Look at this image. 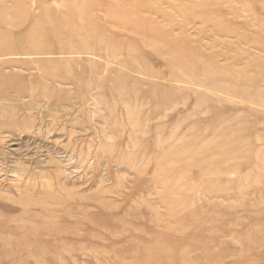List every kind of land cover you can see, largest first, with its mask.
<instances>
[{
    "label": "rangeland",
    "instance_id": "1",
    "mask_svg": "<svg viewBox=\"0 0 264 264\" xmlns=\"http://www.w3.org/2000/svg\"><path fill=\"white\" fill-rule=\"evenodd\" d=\"M2 114L0 264H264V0H0Z\"/></svg>",
    "mask_w": 264,
    "mask_h": 264
},
{
    "label": "bare ground",
    "instance_id": "2",
    "mask_svg": "<svg viewBox=\"0 0 264 264\" xmlns=\"http://www.w3.org/2000/svg\"><path fill=\"white\" fill-rule=\"evenodd\" d=\"M69 37L70 36L63 37L62 40H64L66 42L69 39ZM42 43H43L42 40L38 41V42H32L31 50L26 51L23 55H45L47 53H50V50L48 49L49 50L48 51L42 45ZM129 56H130V58H136L134 56V54H130ZM16 61L19 63H22V65L25 62V61H22L21 59H16ZM30 61L36 63L35 65L40 70V73L44 74V72H46V71H44V68H46V67H44L43 64L41 66V63H37V62H40L39 60L31 59ZM47 61H49V60H47ZM125 62L128 63L127 61H125ZM3 65H5V64H3ZM1 67H2V65H1ZM100 84H101V82H100ZM97 86H98V84H97ZM27 88H29V90ZM35 89L38 90L39 87H38V89H37V87ZM19 90L21 93H27L26 96L31 97V101L29 100L23 106L29 107V108H33V107L35 108V106L37 105L36 97H38V96H37V92L34 91V88L31 87L30 83H27V85L22 84V86ZM48 101H50V100H48ZM20 123H22V120L15 118L13 115H10V116L7 115L6 116V114H2V119L0 120V128L13 129L16 127V125H18ZM49 187L52 188V185L51 184L46 185V188H49ZM67 197H69V196H67ZM80 197L83 198V196H80ZM0 198H1V196H0ZM50 198L52 201L51 203H54L55 205H59V204H61L60 202H63L65 199H67V198L64 199L62 196L55 195L54 190H52L50 192ZM81 198H79V199H81ZM21 199H22V197L19 198L20 201H21ZM49 201L50 200H48V202ZM40 202H42V201H37V199H36L33 202H29V201L25 202V203L21 202V204L26 205V203H27L26 208H30L31 206H29V204L36 203V204L42 205V203H40ZM43 205H48V204H43ZM63 210L66 212L70 211V209L67 206H65V208H63ZM29 212L30 211H25L22 215L18 216V218L20 219V222H19L20 230H19V232L17 230L18 234H17L16 238L13 237V239L12 238L8 239L6 237L0 236V254L1 255L11 257V256H16V255H22V253L25 252V253H27V256L33 255V254H38V256H49V255L53 254L54 248L62 243L59 240H57V238L61 234V231L63 230V228H61L57 223L53 222V220H52V222H51V220L48 221V217L43 218V220H42L43 222H40L42 224L37 223L35 225H33V224L27 225L25 220L27 218H32L31 213H29ZM23 221L25 223H22ZM6 226L8 227L9 225H3L1 223L0 224V230L7 234V231L10 229L7 228ZM91 226H93V225H91ZM66 236H68V235H66ZM47 237L50 240L43 241V239H46ZM77 237H80V236H77ZM80 238H82V237H80ZM64 245H65V242H64ZM70 250H72L71 246L66 247L67 252ZM63 252L65 253V251H63ZM43 260H45V259H43Z\"/></svg>",
    "mask_w": 264,
    "mask_h": 264
}]
</instances>
